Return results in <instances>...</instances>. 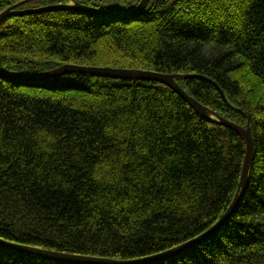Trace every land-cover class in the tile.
<instances>
[{
    "label": "trees",
    "instance_id": "obj_1",
    "mask_svg": "<svg viewBox=\"0 0 264 264\" xmlns=\"http://www.w3.org/2000/svg\"><path fill=\"white\" fill-rule=\"evenodd\" d=\"M74 2L110 14L8 15L0 70L174 74L212 118L153 80L0 76V238L118 260L196 238L231 205L246 158L243 135L220 116L251 128L244 196L206 239L145 264H264V0H149L141 13V0L113 11L97 0H0V14ZM0 264L74 263L0 246Z\"/></svg>",
    "mask_w": 264,
    "mask_h": 264
},
{
    "label": "water",
    "instance_id": "obj_2",
    "mask_svg": "<svg viewBox=\"0 0 264 264\" xmlns=\"http://www.w3.org/2000/svg\"><path fill=\"white\" fill-rule=\"evenodd\" d=\"M148 3H149V0H141L135 12L141 13L145 9ZM16 6L9 8L5 10L4 12H2L0 14V21L4 19L5 17H7L8 15H25V14H31V13H39V12H44V11L63 9V8L74 9L77 11L97 14V15L110 14L105 10H101V9H98L96 7H92L89 5H84L78 2H74L68 6H47V7H41V8H36V9H25V10H15L14 8ZM70 72H85V73H90L96 76H105V77H112V78H125V79L132 78V79H147V80L158 81V82L164 83L170 86L171 88H173L194 109L201 112L206 117L210 119L212 118V115H211L212 113L210 112V110L202 106L200 102H198L194 97H192L189 93H187L182 88V86L176 82V78H178V75H174V74L160 73V72L149 71V70L128 71V70L111 68V67H91V66H80L76 64H64L56 69L49 70L46 72H40L36 74H27V73L0 70V76L5 75V76H10V77H15V78H22V79H27V78L33 79L34 78V79L45 80L47 78L59 77V76L65 75ZM223 96H224V93H223ZM217 122L224 124L226 126H229L231 128H234L236 131L241 133L246 141L247 151H246L245 162H244L243 169H242L240 183H239L236 195L231 205L226 210V212L222 215V217L218 220V222H216L210 229H208L203 234L185 243H182L176 247H173L169 250L161 252L159 254L144 257V258L134 259V260H118V259L105 258V257H93V256L68 254V253L50 250V249H41V248H35L31 246L20 245L14 242L4 240L2 238H0V246L14 250V251L40 255L48 259H52V260L59 261V262H65V263L145 264L148 262L158 261V260H162V259L174 256L186 250L187 248L195 244H198L199 242H201L202 240L210 236L212 233H214L220 226H222L224 222H226L230 218L231 214L234 212V210L240 203L242 197L244 196L246 192V188H247L248 180H249V171L251 168L253 154H254V140H253L250 126L245 128L225 118H222L220 116H217Z\"/></svg>",
    "mask_w": 264,
    "mask_h": 264
},
{
    "label": "rangeland",
    "instance_id": "obj_3",
    "mask_svg": "<svg viewBox=\"0 0 264 264\" xmlns=\"http://www.w3.org/2000/svg\"><path fill=\"white\" fill-rule=\"evenodd\" d=\"M97 1L99 2V5L101 7L110 9V11L116 9L117 5L122 4V0H97ZM31 5H35V3H32Z\"/></svg>",
    "mask_w": 264,
    "mask_h": 264
}]
</instances>
